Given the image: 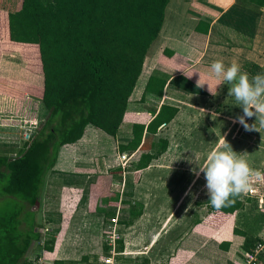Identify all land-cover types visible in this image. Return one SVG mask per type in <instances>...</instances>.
<instances>
[{
	"label": "rangeland",
	"instance_id": "obj_1",
	"mask_svg": "<svg viewBox=\"0 0 264 264\" xmlns=\"http://www.w3.org/2000/svg\"><path fill=\"white\" fill-rule=\"evenodd\" d=\"M24 55L21 49L9 48L0 41V154L15 153L46 116L40 98L42 77L28 68L29 60ZM146 73L145 66L134 97ZM185 84L194 88L189 81ZM231 84L246 89L243 96L249 101L240 100V104L237 98L235 109H231V116L233 112L242 115L246 125L236 127L230 123L227 127L223 115H228V109L227 104H222L221 92L215 100L203 105L182 100L181 114L161 135L169 141V152L152 161L136 184L128 166L131 156L117 154L116 147L130 139L133 117L147 121L156 103L150 101L151 106L146 107L145 103L130 101L117 139L87 127L80 141L63 148L54 174L46 178L41 204L33 210L43 227L41 245L30 251L29 256H38L44 240L52 235L56 238L65 220L71 221L69 226L74 227L71 240L79 249L93 251L88 255H97L98 264H105L106 259H112L113 264H142L144 259L163 264L181 246L194 247L190 241L196 228L202 231V243L209 238L207 232L215 234L212 230L222 229L223 225L212 228L194 223L208 218L207 198L216 186L242 191L257 186L264 174V84L260 87L241 77L232 78ZM233 96L237 97L236 93ZM251 101L255 102L256 110H248ZM194 104L206 109H196ZM212 110L217 115H211ZM136 113L140 116H134ZM244 129L251 133H243ZM229 130L231 136H228ZM241 131L243 134L238 137ZM69 154H72V165L66 166L65 155ZM118 166L125 169L124 173H112ZM12 203L6 198L0 199V217L12 213ZM131 208L141 211V215L129 216ZM259 215L264 216V211L246 206L244 212L230 218L222 232H216L210 244L219 245L221 250V243L231 244L224 239L232 237L236 254L231 264H242L238 247H243L244 239L233 230L245 229V223L250 222L254 229L260 226L259 235L264 228ZM127 221H131L130 226L123 223ZM113 239L123 240L122 254L104 253L103 245ZM83 255L71 256L79 259Z\"/></svg>",
	"mask_w": 264,
	"mask_h": 264
},
{
	"label": "trees",
	"instance_id": "obj_2",
	"mask_svg": "<svg viewBox=\"0 0 264 264\" xmlns=\"http://www.w3.org/2000/svg\"><path fill=\"white\" fill-rule=\"evenodd\" d=\"M170 1L0 0V41L21 49L30 61L28 68L41 75L40 98L46 112L15 153L0 154V199L6 198L14 206L12 213L0 217V264H30L27 253L33 243L41 242L43 231L33 210L41 204L46 178L54 172L60 150L81 140L87 127L117 139ZM242 71L264 84V70L258 65L245 62ZM167 81L163 74H151L137 102L144 104L146 94L162 97ZM178 113L177 107L162 104L151 112L147 125L133 123L130 139L117 144V154L131 156L128 166L135 184L141 180V172L167 151L169 141L157 135ZM124 171L118 166L112 173ZM207 205L208 218L194 223L212 228L224 225L248 205L254 210L257 207L253 199L223 185L216 186ZM140 215L141 211L129 210L132 218ZM259 222L264 223L263 215ZM123 223L131 225V221ZM244 226L234 228L233 233L244 239L242 249L253 253L260 226L254 229L250 222ZM54 236L44 240V250H53ZM220 247L227 250L229 244ZM111 250L122 254L123 240H115L113 249L111 244L103 245L105 254ZM87 261L83 256L80 263Z\"/></svg>",
	"mask_w": 264,
	"mask_h": 264
},
{
	"label": "crops",
	"instance_id": "obj_3",
	"mask_svg": "<svg viewBox=\"0 0 264 264\" xmlns=\"http://www.w3.org/2000/svg\"><path fill=\"white\" fill-rule=\"evenodd\" d=\"M261 1L171 0L169 2L165 9L161 30L146 54L140 77L129 98V102L139 101L151 74L156 72L168 77L162 97H156L152 94H146L145 96L146 102L144 105L149 107L151 106L149 102H154L156 103L154 105L156 111L162 104L175 106L179 109L176 118L158 133V137H161L164 130L170 128L181 114L180 104H182V100L198 101L200 104L207 101L212 102L216 99V94L220 92L223 93L222 104H227L228 115H226L227 113L223 115L227 119L225 121L227 127L230 123L236 127L246 125V118L242 121V115L237 116L238 113L233 112V116H231V111L235 109L234 101L237 98L240 104V100L249 101V98L243 96L246 89L235 87L231 84V81L234 77L249 79L242 71L245 62L254 63L264 70V6H260ZM145 66L146 76L138 89V94L134 97ZM249 80L261 87L260 83ZM187 81L191 82L194 88H189V85L185 84ZM220 81L221 83H219ZM260 87H256L257 91L260 90ZM235 93L237 97L233 96ZM254 103V101H251L249 105H245V108L247 105L248 110L254 108ZM194 105L196 109H206L202 106L203 104ZM254 109L256 110V108ZM212 111H210L211 115H217L214 110ZM134 116H140V114L136 113ZM150 119L151 115L145 122L133 117L131 125L133 123L147 125ZM101 133L105 137L112 138L103 132ZM243 133L250 134L251 131L244 129ZM243 133L241 131L238 137H241ZM231 134L232 131L229 130L228 136H231ZM63 148L59 152L56 167ZM169 150L170 145L163 155H166ZM71 156L72 154L65 155L64 165H72ZM100 216L98 215L97 218H100ZM39 219V216L36 217L35 222L37 225L42 226ZM229 220L222 226V229L212 230L215 234L207 232L209 238L203 243L202 231L196 228L190 241L194 247L181 246L180 251L174 252L170 261L163 264H231L236 254V248H234L236 245L232 243L231 240H234L232 237L224 239L231 242L227 250H223L222 247H220V250L219 245L210 244L212 239L217 236L216 234L222 232ZM65 222L66 224L63 225L61 232L55 238L57 240L54 242L53 250L49 252L44 250L42 246L39 248V250H42L36 256L37 261H39L38 264H98L99 258L97 255H88L92 254L93 251L79 249V246L71 240V232L74 227L69 226L71 221L65 220ZM39 244L36 242L32 244L27 253L28 260L34 257V255L29 256L30 251L35 250V247H38ZM238 252L242 253L243 256L245 251L238 247ZM73 253H84L83 256H86L88 261L80 263L83 256L77 259L71 256ZM142 264H152V262L144 259Z\"/></svg>",
	"mask_w": 264,
	"mask_h": 264
},
{
	"label": "built area",
	"instance_id": "obj_4",
	"mask_svg": "<svg viewBox=\"0 0 264 264\" xmlns=\"http://www.w3.org/2000/svg\"><path fill=\"white\" fill-rule=\"evenodd\" d=\"M251 187V186H250ZM239 194L243 195L246 198L253 199L256 202L257 208L264 211V180L260 176V179L257 183V186L247 188L246 190L236 191ZM114 219H112L113 221ZM115 239H113L111 244L112 249L114 247ZM112 253H115L114 250H111ZM260 259L264 260V228L261 230L257 236V243L254 248L253 253L244 252L243 253V263L242 264H259ZM36 256L29 260L30 264H38ZM105 264H113L112 259H106L103 261Z\"/></svg>",
	"mask_w": 264,
	"mask_h": 264
}]
</instances>
